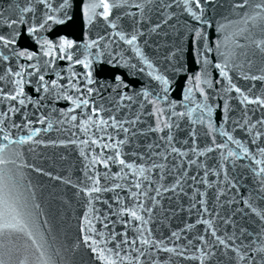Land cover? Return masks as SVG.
<instances>
[{"label": "water", "instance_id": "water-1", "mask_svg": "<svg viewBox=\"0 0 264 264\" xmlns=\"http://www.w3.org/2000/svg\"><path fill=\"white\" fill-rule=\"evenodd\" d=\"M261 2L0 0L3 264H264Z\"/></svg>", "mask_w": 264, "mask_h": 264}, {"label": "snow or ice", "instance_id": "snow-or-ice-1", "mask_svg": "<svg viewBox=\"0 0 264 264\" xmlns=\"http://www.w3.org/2000/svg\"><path fill=\"white\" fill-rule=\"evenodd\" d=\"M247 3H248V0H244V4H242L241 6H244ZM196 6L199 7L198 0H196ZM108 7H109L108 4L104 5L105 10H107ZM256 7L257 8H264V0H262V2L260 4H257ZM254 18L255 17H253V19ZM197 35H199V33H197ZM0 40H3L2 36H0ZM129 43H132V41L130 40ZM262 43H264V42H262ZM21 55H23V53H21ZM217 67H220V66L217 65ZM221 72H222V74L226 75V73L224 72L223 69H221ZM16 75H19V73H16ZM42 79H43V77H41V80ZM17 83L19 84V82H17ZM164 83L166 84L167 81H164ZM89 91H91V90H89ZM237 91H239V89H237ZM21 94H22V90L17 95L10 96L9 99L16 100L17 96L21 95ZM19 103L23 104L24 101L20 100ZM82 103L84 105H87L88 101L84 100ZM3 140L8 141L9 143L4 144L3 146H0V165H6L9 163V160L6 158V155H5V150L8 149L9 144L12 143V141L9 140L8 136H4ZM261 152L264 153V149H261ZM121 163H124V162L121 161ZM258 163H259V161H258ZM261 171L264 172V168H262ZM7 189H8V184H7V180H6V170L0 169V206L3 207V210L0 211V236H2L8 230H21L17 227L19 221H17L15 215H12V211L9 210L11 208V206L9 205V200H8L9 191ZM95 190L98 191V189H95ZM131 215L136 219H140V217L136 216V213L134 211L131 213ZM144 242L147 243V241H144ZM221 243H223V241H221ZM0 264H3V261H0ZM112 264H114V262H112Z\"/></svg>", "mask_w": 264, "mask_h": 264}]
</instances>
